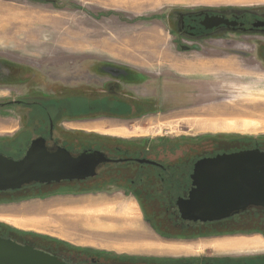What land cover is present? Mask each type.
<instances>
[{"label": "rangeland", "instance_id": "1", "mask_svg": "<svg viewBox=\"0 0 264 264\" xmlns=\"http://www.w3.org/2000/svg\"><path fill=\"white\" fill-rule=\"evenodd\" d=\"M200 10H209L207 14L255 12L264 16V0H0V103L38 96L71 98L79 92L102 94L99 91L104 80L117 79V72L128 71L136 75L132 80L125 79L133 91L120 92L126 98L128 95L127 102L140 103V116L128 118L130 107L119 105L105 111L117 119L73 122L64 128H107L123 137L142 135L152 142H182L181 148L186 151L190 144L208 141L210 136H236V142H226L218 148L250 149L258 145L263 150L264 42L259 40L264 37L250 35L263 32L228 29L199 40L179 34L176 20L181 13ZM205 17L201 24L208 29L211 24L203 23ZM229 21L224 20L227 24ZM256 26L253 24V28ZM27 113L28 108L21 106L0 108V137L10 138L25 126ZM193 148H197L193 152L196 155L213 147L206 144L203 149ZM182 151H175L171 158L180 156ZM48 192L1 196L0 222L24 231L25 235L119 254L172 256L182 250L186 255L179 256L187 258L264 254L216 253L215 249H206L208 245H227L236 237L256 235L264 240L260 216L239 215L225 222V229L211 227L208 237L162 239L141 216L137 202L123 197L113 199L130 205L138 215L125 230L127 236L122 229H68L59 233L41 218L59 208L60 202L95 197L106 200L111 198L105 195H114L115 191L54 195ZM76 203L65 202L63 206L69 208ZM80 226L85 223L77 219L73 227ZM6 234L22 236L16 232Z\"/></svg>", "mask_w": 264, "mask_h": 264}, {"label": "flooded vegetation", "instance_id": "2", "mask_svg": "<svg viewBox=\"0 0 264 264\" xmlns=\"http://www.w3.org/2000/svg\"><path fill=\"white\" fill-rule=\"evenodd\" d=\"M209 10H200L193 13H181L176 20L178 33L189 39L199 40L207 36H218L223 30H251L263 33L250 35H263L264 16H258L255 12L205 13ZM217 16L221 20L229 19L227 23L220 22L208 29L201 24L205 15ZM225 23V24H224ZM253 24H257L253 28ZM256 41L258 39H255ZM259 41L264 42V38ZM256 45V44H255ZM188 50V49H186ZM104 69V68H103ZM101 69V70H103ZM127 74H125V73ZM117 72L114 78L109 77L103 81L99 93L73 94L74 97H36L31 99L11 100L0 103V108L8 106H21L28 108L25 118V126L10 137H0V153L13 159L21 158L33 139L42 137L46 147L56 150L57 147L66 149L72 157H77L85 151H99L105 160L100 161L94 167L92 175L83 179L71 178L50 183L32 182L18 190L0 191V198L4 195H15L26 192H48L54 194H81V193H110L107 198L123 197L137 202L141 216L148 222L150 228L162 239H194L208 237L211 227H223L225 222L236 218L235 215L216 222H193L183 220L177 205L180 199H187L193 187L191 174L197 160L204 157H212L221 153L237 151V149H220L226 142L234 143L238 137L217 135L207 138L208 141L190 144L186 151L181 148L182 142L155 140L149 138H137L131 135L123 137L109 132L86 130L82 128L66 129V124L73 122H99L100 120H113L115 115L105 112L108 108L119 105L130 107L128 118L141 115L143 109L140 103H129L120 89L131 90L128 80L134 79L135 74L128 71ZM95 78H99L95 76ZM105 87V88H104ZM104 88V89H103ZM122 118V116H116ZM124 118V117H123ZM109 130V131H108ZM108 131V132H106ZM138 136V137H139ZM206 140V139H205ZM192 141V140H191ZM207 146L212 150H203L204 153L193 155L197 148ZM259 147L258 145L252 146ZM183 150L176 158L171 154L177 150ZM57 192V193H56ZM206 234V235H205ZM261 234H263L261 232ZM214 236V235H213ZM217 236V235H216ZM8 238L22 244L31 245L37 249L56 256L59 260L68 264H264V254L255 256H197L181 257L170 255H136L127 253H111L97 251L88 246L76 245L64 240L22 235L21 238Z\"/></svg>", "mask_w": 264, "mask_h": 264}, {"label": "water", "instance_id": "3", "mask_svg": "<svg viewBox=\"0 0 264 264\" xmlns=\"http://www.w3.org/2000/svg\"><path fill=\"white\" fill-rule=\"evenodd\" d=\"M220 22L224 21L218 18L209 27ZM104 160L99 151H85L77 157L62 147L50 151L39 137L30 142L19 159L0 153V191L18 190L32 182L83 179ZM191 178L189 197L177 202L183 220L216 222L251 208L264 210V150L258 147L201 158L195 162ZM0 264L68 263L0 236Z\"/></svg>", "mask_w": 264, "mask_h": 264}, {"label": "crops", "instance_id": "4", "mask_svg": "<svg viewBox=\"0 0 264 264\" xmlns=\"http://www.w3.org/2000/svg\"><path fill=\"white\" fill-rule=\"evenodd\" d=\"M91 200L92 203H88L91 202ZM65 202H69V203L77 202V203L74 204V206L72 207L70 206L68 208L67 206H63ZM64 203L60 202V204L58 205L59 208L52 209L51 211L47 212V216L41 218L43 222L46 224V226L53 227V229L57 228L58 229L57 231L59 233H65V231L66 230L68 231V229L75 232L94 231V230L114 231L115 229H122L123 230L122 233L124 234L126 232L125 230L129 229L133 224V222H135L136 218L138 217L137 213L134 212V210H132L133 208L130 205L127 204L126 206H124L122 201L119 199L111 198V199L103 200L102 198L95 197V198H85L79 200H67L64 201ZM95 217L96 219H94ZM77 219H82L85 223V226H80V228L73 227L74 222ZM109 219H111L112 221ZM95 221L97 222L95 223ZM111 224L113 225L111 226ZM33 226L36 227V225ZM124 235L127 236V233ZM137 236L138 234H136V237ZM212 239L216 240L215 237ZM225 245L226 244H223V246L219 244H217V246L208 245L206 249L208 250L215 249L217 250L216 253H230V254L248 253V251H252V252L264 251V240L260 236H256V235L253 237H246V238L236 237L232 242H229L226 246ZM176 248L178 250H182L179 247H174L173 249ZM184 251L183 250L182 252L179 251L178 252L179 254H173V255L174 256L186 255L183 254ZM196 251H198L197 248ZM173 253H177V251ZM193 254H198V253H191L190 255Z\"/></svg>", "mask_w": 264, "mask_h": 264}, {"label": "trees", "instance_id": "5", "mask_svg": "<svg viewBox=\"0 0 264 264\" xmlns=\"http://www.w3.org/2000/svg\"><path fill=\"white\" fill-rule=\"evenodd\" d=\"M242 148H240V149H237V150H241ZM263 150H264V148H263ZM30 194H34L33 192H29ZM50 192H48L47 194H49ZM29 194V195H30ZM28 195V194H27ZM35 195V194H34ZM239 215H243V216H247V215H256V216H260L261 217V223H263L264 224V210H262V209H260V208H251V209H248V210H246V211H244V212H240V213H238V214H235V216H236V218H237V216H239ZM242 216V217H243ZM255 216V217H256ZM235 219V218H234ZM223 229H225V228H223ZM7 232H16V233H20V234H22V235H25L23 232L24 231H20V230H16L15 228H13V227H9V226H7L6 224H4V223H1L0 222V236L1 237H8V234H6ZM13 238V237H12ZM47 238H49V237H47ZM52 239V238H51Z\"/></svg>", "mask_w": 264, "mask_h": 264}, {"label": "bare ground", "instance_id": "6", "mask_svg": "<svg viewBox=\"0 0 264 264\" xmlns=\"http://www.w3.org/2000/svg\"><path fill=\"white\" fill-rule=\"evenodd\" d=\"M205 23H211V22H216V21H218V17L217 16H206L205 17ZM194 66V65H193ZM213 112H215V111H213ZM215 114H219V112H215ZM88 201V200H87ZM97 202V201H96ZM88 203H92V200H91V202H88ZM99 205V204H98ZM92 207H94V206H92ZM96 207V206H95ZM96 210V209H95ZM102 212V211H101ZM95 214V213H94ZM93 218V217H92ZM104 218H106V217H104ZM111 218V217H110ZM94 219H96V217L94 218ZM98 219V218H97ZM92 220V219H91ZM91 220H88V221H91ZM108 220V219H107ZM109 220H111V219H109ZM112 221V220H111ZM117 221V220H116ZM123 221V220H122ZM126 221V220H125ZM97 221H95V223H96ZM99 222V221H98ZM101 222V221H100ZM124 222V221H123ZM94 223V224H95ZM104 223V222H103ZM114 223V222H113ZM89 224H92V223H89ZM113 224H111V226H112Z\"/></svg>", "mask_w": 264, "mask_h": 264}]
</instances>
